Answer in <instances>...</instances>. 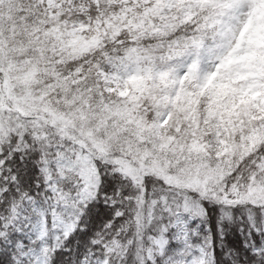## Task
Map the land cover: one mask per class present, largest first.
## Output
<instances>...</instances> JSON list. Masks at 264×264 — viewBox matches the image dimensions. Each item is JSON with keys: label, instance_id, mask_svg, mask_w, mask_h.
<instances>
[{"label": "snow or ice", "instance_id": "6c2138e0", "mask_svg": "<svg viewBox=\"0 0 264 264\" xmlns=\"http://www.w3.org/2000/svg\"><path fill=\"white\" fill-rule=\"evenodd\" d=\"M0 264H264V0H0Z\"/></svg>", "mask_w": 264, "mask_h": 264}]
</instances>
